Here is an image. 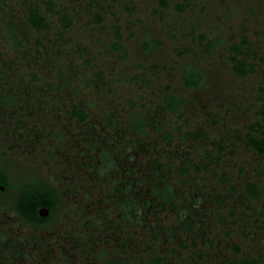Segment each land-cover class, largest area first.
I'll return each mask as SVG.
<instances>
[{
  "label": "flooded vegetation",
  "instance_id": "af4514ba",
  "mask_svg": "<svg viewBox=\"0 0 264 264\" xmlns=\"http://www.w3.org/2000/svg\"><path fill=\"white\" fill-rule=\"evenodd\" d=\"M85 1L87 12L99 4ZM41 2L44 13L26 1L18 17H0V40L11 51L0 54V264H264L261 188L254 180L229 181L215 168L222 160L232 165L224 158L237 145L210 132L220 116L206 110L199 118L204 126L190 129L160 123L182 110L186 117L188 107L193 113L185 93L200 88V67L188 62L179 73L167 70L168 81L157 83L155 92L150 77L156 66L138 64L136 73L125 75L108 67L105 74L68 36L85 21L75 16L77 5ZM5 6L0 0L1 15ZM15 21L33 32L57 27L52 46L38 40L39 49L26 52ZM118 37L109 46L114 55L122 51ZM68 41L74 51L61 49ZM233 44L244 53L231 51ZM246 45L241 39L227 49L238 77L253 71ZM230 57L247 72L236 74ZM134 85H143L144 93L127 97ZM256 113L233 138L264 160L248 143V135H259L255 123L262 114ZM247 183L257 194L246 193ZM5 191L9 202L2 200Z\"/></svg>",
  "mask_w": 264,
  "mask_h": 264
},
{
  "label": "rangeland",
  "instance_id": "374dc122",
  "mask_svg": "<svg viewBox=\"0 0 264 264\" xmlns=\"http://www.w3.org/2000/svg\"><path fill=\"white\" fill-rule=\"evenodd\" d=\"M26 1L38 4L44 13L46 4L41 1L45 0H7L5 11L0 17H18L23 8L21 4H26ZM54 2H68L74 8L77 5L75 16L85 21L80 25L76 24V28L68 32V36L77 40L78 45H83L86 59L93 55L98 60L95 64L99 63L105 69V74L110 71L108 67L113 69L114 75H125L131 71L136 73L138 64L156 66L155 77H150L153 81L150 92H155L157 83L168 81L167 70L179 73L188 62L199 66L204 74L200 88L185 93L195 105L193 113L190 112L192 108L188 107L186 117H181L182 110L176 117L164 115L160 123L164 127L174 128L178 124L181 128L190 129L204 126L201 120L205 119L202 113L206 110L217 113L220 116L219 123L215 121L211 124L212 127L209 126L213 137L222 135L226 143L232 141L237 145L235 148L231 146L234 152L224 158L232 165L226 166V160H222L215 168L222 169L228 175L229 181L241 183L243 178L257 182L262 192L263 203L260 204H264V160L239 149L240 144L237 141L240 139L233 138V133L241 136L245 127L259 117L256 112H260L261 104H264V62L260 60L264 56V0H165V7L160 6L159 0H98V6H94L90 12H87L88 1L85 0L82 5L80 0ZM96 16L101 18L100 23L95 21ZM15 23L18 25L14 26L20 28L24 34L20 37L26 52L32 54L34 49H39L38 40L52 46L50 40L53 39V32L57 27H51L46 32H33L23 22ZM115 33L119 34L122 45L121 53L116 55L112 54L109 47ZM47 36L48 41H44ZM241 39L247 42V61L252 63L253 71L238 77L231 71L227 49L230 44L239 43ZM65 47L72 51L76 49L73 45L71 47L70 41L61 49L66 50ZM7 52L11 51L1 37L0 54L6 55ZM71 60L77 61V58L71 57ZM82 66L85 65L82 63L80 67ZM141 86L135 88L134 85L135 90L133 87L128 88L127 97L139 94L137 89L143 92ZM120 88L123 89V85ZM103 93L104 91L100 96ZM102 101L99 110L100 114L105 115L108 113V106ZM204 128L207 130L206 126ZM229 130L233 132L226 138L224 132L228 135L226 133ZM15 172L12 170L11 175L15 176ZM223 185H218L219 191H223ZM11 199L12 196L5 191L3 202ZM3 209V205H0V210ZM243 223L245 222L240 221L241 225ZM183 250L181 252H189L187 249ZM175 258L179 259L178 256Z\"/></svg>",
  "mask_w": 264,
  "mask_h": 264
},
{
  "label": "trees",
  "instance_id": "16d2710c",
  "mask_svg": "<svg viewBox=\"0 0 264 264\" xmlns=\"http://www.w3.org/2000/svg\"><path fill=\"white\" fill-rule=\"evenodd\" d=\"M160 5L165 6V0H160ZM230 50L233 51L234 53H239V54L244 53V51L240 48V46H237L235 44H233L230 47ZM230 59L232 61H235L233 68L236 74L239 75V74H243L247 72L248 69L245 68L244 62L235 60L233 57H230ZM261 60L264 62V57L261 58ZM249 70H252V69H249ZM260 113L262 114L261 121L255 123L259 131L258 132L259 135H257L258 138L256 137V135H248V143L257 153L264 155V104H261ZM245 191L247 194H251V195L257 194V189L254 187L253 184L247 183V187Z\"/></svg>",
  "mask_w": 264,
  "mask_h": 264
}]
</instances>
